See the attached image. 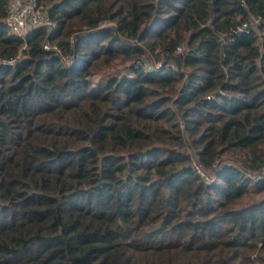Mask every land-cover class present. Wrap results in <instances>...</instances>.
<instances>
[{
  "label": "trees",
  "instance_id": "16d2710c",
  "mask_svg": "<svg viewBox=\"0 0 264 264\" xmlns=\"http://www.w3.org/2000/svg\"><path fill=\"white\" fill-rule=\"evenodd\" d=\"M36 1L21 39L0 0V264H264V0Z\"/></svg>",
  "mask_w": 264,
  "mask_h": 264
},
{
  "label": "built area",
  "instance_id": "2783aa9c",
  "mask_svg": "<svg viewBox=\"0 0 264 264\" xmlns=\"http://www.w3.org/2000/svg\"><path fill=\"white\" fill-rule=\"evenodd\" d=\"M6 11L5 16L3 17V23L6 27V30L9 34L23 39L25 33L36 27H43L48 30L53 28V23L46 17L44 12L41 9V6L37 3L36 0H6ZM253 23L257 24L258 19H254ZM246 28V24L242 23L241 25L235 28L236 32L244 30ZM72 40V37H71ZM42 48L45 50H54L57 55L59 52L56 48L49 46L48 43H44ZM176 52L180 51V48L177 47L175 49ZM61 60L64 64L68 65L71 62V57H61ZM11 64V62H7ZM154 69L160 68V63H154ZM164 66H170V64H164ZM222 164L231 165L233 164L231 160H224L215 162L213 164V168H219ZM189 167L193 172L199 177V179L204 184H209L213 179V176L205 171L203 167L197 162L196 158L191 156ZM244 176L251 180V182L259 181L264 176V164L262 165L259 172L256 173H248L245 172Z\"/></svg>",
  "mask_w": 264,
  "mask_h": 264
},
{
  "label": "rangeland",
  "instance_id": "374dc122",
  "mask_svg": "<svg viewBox=\"0 0 264 264\" xmlns=\"http://www.w3.org/2000/svg\"><path fill=\"white\" fill-rule=\"evenodd\" d=\"M113 68L120 70L122 68V64H120V62H118V61L117 62L115 61ZM258 197L259 196L256 195L255 193L249 194L245 198L241 199L238 203H236V206H242L244 204H247V203L257 199Z\"/></svg>",
  "mask_w": 264,
  "mask_h": 264
}]
</instances>
